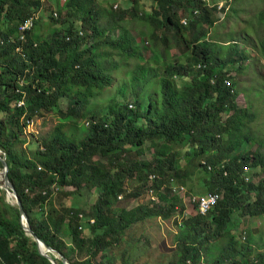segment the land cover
I'll return each instance as SVG.
<instances>
[{"label":"trees","instance_id":"1","mask_svg":"<svg viewBox=\"0 0 264 264\" xmlns=\"http://www.w3.org/2000/svg\"><path fill=\"white\" fill-rule=\"evenodd\" d=\"M141 1L150 3L153 11L140 13ZM125 2L120 11L118 4L112 7L120 21L140 18L161 29L151 39L162 40L164 50L156 63L164 71L159 75L149 68L148 73L159 79L162 98L151 96L145 103L137 95L134 107L114 101L100 116L89 108V100L112 78L98 60L104 56L99 49L115 44L131 54L136 52L134 37L124 33L115 43L104 39L89 44L103 33L97 0H66L59 6L60 14L66 10L62 22L51 17L60 24L50 31L51 38L41 33L40 19L31 30H21L42 11L43 0H0V150L30 227L71 264H114L107 254L134 225L175 219L178 259L169 264H264V252L255 253L248 244L238 247L236 237L227 233L236 212L264 215V179L253 182L246 170L260 167L264 173V159L260 153L244 152L251 140L246 126L254 114L237 105L239 91L233 81V72L244 73L248 61L241 51L243 42L213 40L220 20L217 3ZM175 47L186 52L187 63L170 54ZM260 51L264 59V45ZM138 70L147 82L145 66ZM65 96L69 102L63 112L59 102ZM55 109L61 115L56 128L41 140H28L34 118ZM81 118L87 120V131L79 137ZM66 124L68 128H62ZM148 143L155 151L153 160L141 159ZM182 146L185 151L178 149ZM200 170L206 173V193H219L221 199L206 215L187 216L173 181L189 185ZM135 180L142 186L133 194L129 187ZM145 188L148 205L116 209L121 197H141ZM86 189L99 193L91 211L70 201ZM5 199L0 186V264H53L27 234L18 205ZM219 240L226 244L215 257L211 246Z\"/></svg>","mask_w":264,"mask_h":264},{"label":"rangeland","instance_id":"2","mask_svg":"<svg viewBox=\"0 0 264 264\" xmlns=\"http://www.w3.org/2000/svg\"><path fill=\"white\" fill-rule=\"evenodd\" d=\"M227 1V2H226ZM223 0L221 2L213 0L211 4L217 3L219 5V22L214 28L212 38L215 42L226 44L230 40L242 41L241 51L245 52L248 61L244 63V73L237 74L233 72L236 83V89L239 91L237 97V105L239 107L248 109L254 114L251 124L246 127L249 128L247 135L251 136V140L244 146V152L255 154L260 153L264 159V59L261 57V47L264 45V0H239L234 1L230 7V0ZM66 0H43V9L35 15L36 20L40 19L41 33L44 36L51 38L50 31L53 28H59L60 24L51 22V17L54 16L60 22L65 17L66 10L62 9L60 14L59 6H62ZM115 4L119 5V9L126 4L125 0H97L101 19L99 22L100 30L103 32L101 37L89 39V44L100 40L110 39L115 43L124 33L134 37L135 45L133 49L136 52L123 53L117 46L108 44L99 49L104 55L98 59L106 70V73L111 75L112 83L107 85L102 91L97 92L94 98L89 100V108L92 111L98 112L100 116L106 114L107 108L110 103L114 101L128 102L135 104L136 96L140 95L141 98L146 99L147 103L151 96L157 99L162 98V93L159 90V79L152 77L148 73L149 68L156 70L157 74H161L164 69L156 63L159 60L160 53L164 50L162 40L151 39V34L154 30L150 23L145 22L140 18H126L120 21L118 19V11L112 10ZM151 6L150 3H147ZM146 4V1L140 3V13L153 11L152 6ZM113 5V6H112ZM104 10V11H103ZM226 10L227 12L224 13ZM113 12H117L114 16ZM56 13L58 16H56ZM182 13V12H181ZM229 16V17H227ZM171 34L167 37L173 39ZM93 40V41H92ZM87 46V45H86ZM176 59H183L187 63L186 52L179 50L177 47L173 48L170 53ZM191 53L188 54L190 56ZM145 66L146 68V81L145 77L139 72L138 68ZM69 102V97L65 96L60 99V110L65 111ZM59 109V108H58ZM55 109L50 112H43L34 118L27 133V138L31 142L36 139L41 140L43 135H49L61 121V115ZM88 109V108H87ZM232 114H225L226 120ZM86 119H80L77 123L76 133L78 136H86ZM62 128H68L66 124ZM30 133H34L37 137H32ZM245 134V132H244ZM187 146V145H185ZM185 151L184 147H179ZM154 149L151 143L145 147V152L141 159L153 160ZM214 154V153H212ZM236 154V153H235ZM234 154V155H235ZM204 162V161H203ZM205 163V162H204ZM186 165V163H183ZM253 182H258L264 179L263 170L260 167L251 169L247 172ZM205 171L200 170L197 172L194 180L189 185H183L177 180L173 181L174 187L181 185L187 189V196L184 201L187 205V216L195 215L193 202L190 200L195 196L207 195V187H205ZM0 176L2 177V169L0 168ZM142 186L137 180L129 187L131 193L135 194L138 188ZM70 189V188H68ZM86 194L76 195L71 197L72 204L79 207H86L93 210L95 202L98 199L99 193L97 190L86 189ZM5 202L11 206H16V201L8 199L6 196ZM150 197L145 190L141 197L132 196L131 198L120 199L116 209L132 210L139 205H148ZM180 221L183 218H179ZM179 229L176 228L175 219L163 220L160 218L148 219L145 222H140L130 228L127 235L124 237L119 246L111 247L109 253L119 254L124 256L126 261H133L135 264H169L178 259L176 243L174 236L178 233ZM227 233L236 237L238 247L242 244L250 245L255 253L264 252V215L253 217L247 214L246 210L243 213L233 214L231 223L228 226ZM164 243L169 251H164L161 244ZM226 242L219 240L216 242L211 251L212 256L220 255L222 246ZM215 256V257H217ZM55 257L59 258L56 254ZM239 259V257H238ZM100 260V258H99ZM70 263V262H69ZM71 264V263H70Z\"/></svg>","mask_w":264,"mask_h":264},{"label":"water","instance_id":"3","mask_svg":"<svg viewBox=\"0 0 264 264\" xmlns=\"http://www.w3.org/2000/svg\"><path fill=\"white\" fill-rule=\"evenodd\" d=\"M2 151L0 150V163L2 165V180L0 181L1 189H3L6 192V196L8 197L9 194H12L13 197H15L16 204L18 205V208L21 213V221L22 224L27 232V234L31 235L35 241L38 243V248L40 252L45 255L46 257H49L50 261L53 264H58L55 258V255L58 254L60 259L63 260L64 264H70L69 260L60 252H58L55 248L47 245L30 227L28 223L27 214L24 210V207L22 205V202L17 194V191L15 189V186L13 182L9 179V165L7 163L6 158L1 156Z\"/></svg>","mask_w":264,"mask_h":264},{"label":"built area","instance_id":"4","mask_svg":"<svg viewBox=\"0 0 264 264\" xmlns=\"http://www.w3.org/2000/svg\"><path fill=\"white\" fill-rule=\"evenodd\" d=\"M117 7V6H116ZM56 16H58V14L56 13ZM36 22V17L33 16L31 17L28 21H26L22 27L21 30L22 31H29L34 27V24ZM185 23V21H183ZM228 86H231V82L228 83ZM19 105L23 104V101H20L18 103ZM133 105L130 104V107H132ZM33 122V121H32ZM246 170H249L248 167H246ZM152 179H156V175H152ZM178 195L180 196H187V189L185 187H181V186H176L175 190H174ZM120 199H123V197H121ZM221 199V196L219 193H209L207 195L204 196H195L193 198H191L190 200L193 202L194 207L196 209V205L197 206V212L200 213L201 215H206L217 203L218 201ZM92 223L94 224L95 221L92 220Z\"/></svg>","mask_w":264,"mask_h":264},{"label":"crops","instance_id":"5","mask_svg":"<svg viewBox=\"0 0 264 264\" xmlns=\"http://www.w3.org/2000/svg\"><path fill=\"white\" fill-rule=\"evenodd\" d=\"M161 247L164 251H169L168 248H166L165 244L162 243ZM109 255L108 259H112V261H114V264H124L126 262V259L124 258V256H119V254H113L112 252L107 254V256ZM148 261V260H147ZM147 261H145V264L147 263ZM130 264H135V262H129Z\"/></svg>","mask_w":264,"mask_h":264},{"label":"clouds","instance_id":"6","mask_svg":"<svg viewBox=\"0 0 264 264\" xmlns=\"http://www.w3.org/2000/svg\"><path fill=\"white\" fill-rule=\"evenodd\" d=\"M201 1H204V2H206V3H208V4H210L211 6H215V5H213V4L210 3V2H212L213 0H201ZM221 1H223V0H221ZM221 1H219V2H221ZM225 1H226V0H225ZM230 1H231V3H230V7H229V8H231V5H232L233 2H234V1H232V0H230ZM226 2H227V1H226ZM222 11H225L224 13L227 12L226 10H222ZM198 14H199V11L197 10L196 13H195V17L199 16ZM183 21H185V23H187V22H186V17H184V18L182 19V23L185 24ZM216 24H218V23H216ZM215 26H216V25H215ZM213 30H214V29H213ZM229 82H231V86L234 87V83L232 84V81H231V80H227V84H228ZM130 104H132V103H130ZM130 104H129V106H130ZM132 105H133V104H132ZM132 107H134V105H133ZM32 123H33V122H32ZM248 169L250 170V168H248ZM249 170H248V171H249ZM248 171H247V172H248ZM179 196H180V195H179ZM181 197H182L183 199H185L184 196H181Z\"/></svg>","mask_w":264,"mask_h":264},{"label":"bare ground","instance_id":"7","mask_svg":"<svg viewBox=\"0 0 264 264\" xmlns=\"http://www.w3.org/2000/svg\"><path fill=\"white\" fill-rule=\"evenodd\" d=\"M2 180V178H1V176H0V181ZM8 199H10V200H13L14 201V197H13V195L12 194H9L8 195Z\"/></svg>","mask_w":264,"mask_h":264}]
</instances>
